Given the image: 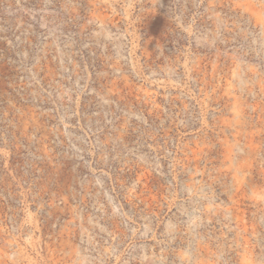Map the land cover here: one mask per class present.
I'll list each match as a JSON object with an SVG mask.
<instances>
[{"label": "rangeland", "instance_id": "obj_1", "mask_svg": "<svg viewBox=\"0 0 264 264\" xmlns=\"http://www.w3.org/2000/svg\"><path fill=\"white\" fill-rule=\"evenodd\" d=\"M0 264H264V0H0Z\"/></svg>", "mask_w": 264, "mask_h": 264}]
</instances>
